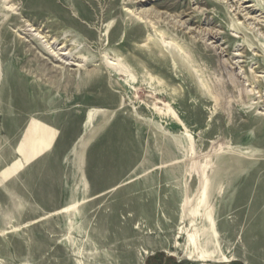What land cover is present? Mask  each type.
I'll use <instances>...</instances> for the list:
<instances>
[{
    "label": "rangeland",
    "instance_id": "374dc122",
    "mask_svg": "<svg viewBox=\"0 0 264 264\" xmlns=\"http://www.w3.org/2000/svg\"><path fill=\"white\" fill-rule=\"evenodd\" d=\"M150 258L264 264V0H0V264Z\"/></svg>",
    "mask_w": 264,
    "mask_h": 264
},
{
    "label": "bare ground",
    "instance_id": "6f19581e",
    "mask_svg": "<svg viewBox=\"0 0 264 264\" xmlns=\"http://www.w3.org/2000/svg\"><path fill=\"white\" fill-rule=\"evenodd\" d=\"M135 2H142V1H145V0H134ZM142 12H144V13H148V12H150V10L149 9H142L141 10ZM153 14V13H152ZM156 14H157V12H156ZM45 47H46V49L49 51V52H51V54H52V56L56 59V60H58L59 62H61L62 64H64V65H68V64H70V62L66 59V57H64L66 54L64 53V52H59L58 50H56L54 47L55 46H52L51 44H50V42L49 43H46L45 44ZM46 52V51H45ZM83 62V58H81V59H79V62H77L76 64L75 63H71V64H73V65H75V66H77V67H82V65L84 64V63H82ZM105 62V61H104ZM111 62H113V61H111ZM108 64H110V65H112V66H114V69L116 68L117 69V71L118 72H124V68L122 67V66H120L119 65V63L118 64H113V63H110V62H108ZM57 67V66H56ZM106 67V66H105ZM93 112L90 110V111H88V113L86 114V121L87 122H89L90 120H91V118H92V116H93ZM203 187H202V194H201V196H200V202H202V203H204L203 205V207H204V211H203V219L205 220V221H207L208 222V224H209V230L214 234V236H216V231H215V229H214V224H213V222H212V219H211V207L210 208H208L206 205H207V202H206V193H207V181H204L203 182ZM74 207H75V205L74 204H70V205H67V206H65V207H63L62 209H60L58 212H60V211H64V212H67L68 210H70V209H74ZM207 207V208H206ZM70 213V212H69ZM72 215H73V213H72ZM68 223H69V225L70 226H72V217H69L68 218ZM209 255V254H208Z\"/></svg>",
    "mask_w": 264,
    "mask_h": 264
},
{
    "label": "trees",
    "instance_id": "16d2710c",
    "mask_svg": "<svg viewBox=\"0 0 264 264\" xmlns=\"http://www.w3.org/2000/svg\"><path fill=\"white\" fill-rule=\"evenodd\" d=\"M150 264H162L161 261L156 262L154 258H150L149 260ZM164 264H183L175 261L173 258H168L166 259ZM184 264H189V263H184Z\"/></svg>",
    "mask_w": 264,
    "mask_h": 264
}]
</instances>
